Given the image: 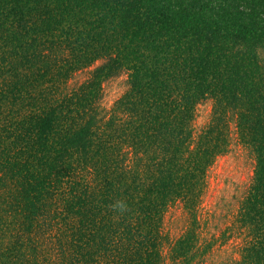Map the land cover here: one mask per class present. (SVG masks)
Instances as JSON below:
<instances>
[{"label": "trees", "instance_id": "trees-1", "mask_svg": "<svg viewBox=\"0 0 264 264\" xmlns=\"http://www.w3.org/2000/svg\"><path fill=\"white\" fill-rule=\"evenodd\" d=\"M0 82V264H208L231 238L224 264H264V0H0ZM231 121L255 173L210 217Z\"/></svg>", "mask_w": 264, "mask_h": 264}, {"label": "rangeland", "instance_id": "rangeland-1", "mask_svg": "<svg viewBox=\"0 0 264 264\" xmlns=\"http://www.w3.org/2000/svg\"><path fill=\"white\" fill-rule=\"evenodd\" d=\"M102 61L96 62L91 68L78 72L69 82V86L76 88L84 83L94 71L100 67ZM2 83L0 82V88ZM128 89V75L122 73L118 76L105 80L102 83L101 105L105 110H111L115 103L126 93ZM1 90V89H0ZM214 103L211 99L203 100L197 107V119L195 131L200 133L210 122L213 113ZM231 136L229 151L217 158L215 165L208 175V190L204 198L203 207L207 215L211 217L219 214L225 207L232 208L236 197H240L250 185L255 173V161L251 153L240 142L236 122L231 121ZM226 208V209H227ZM183 209L180 203H176L168 210L165 223L166 229L176 231L181 229L184 221L181 218ZM215 213V214H214ZM1 220V219H0ZM7 223V220H5ZM182 223V224H181ZM224 220H217L210 223V228L218 227L215 231L220 233L225 227ZM186 225V224H185ZM184 227V226H183ZM182 227V228H183ZM213 232V230H210ZM230 237V236H229ZM9 245H5L7 247ZM224 246V247H221ZM239 241L231 238L229 243L216 244L208 258V264H220L231 262L239 258ZM7 253L4 248L2 254Z\"/></svg>", "mask_w": 264, "mask_h": 264}]
</instances>
